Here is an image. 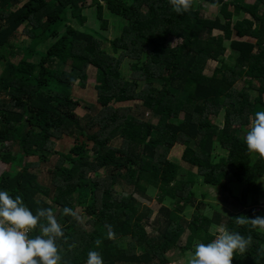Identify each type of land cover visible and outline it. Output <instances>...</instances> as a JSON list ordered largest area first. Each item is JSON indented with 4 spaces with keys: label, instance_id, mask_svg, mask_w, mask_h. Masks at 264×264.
Returning <instances> with one entry per match:
<instances>
[{
    "label": "trees",
    "instance_id": "1",
    "mask_svg": "<svg viewBox=\"0 0 264 264\" xmlns=\"http://www.w3.org/2000/svg\"><path fill=\"white\" fill-rule=\"evenodd\" d=\"M87 1L0 0V161L10 167L0 173V189L20 195L33 214L52 210L63 230L57 240L60 264H85L89 250L98 251L103 264H169L168 251H193L195 243H207L217 235L211 229L222 225L224 216L203 200L206 194L196 199V179L226 191L232 183L243 184V208L223 228L251 239L244 252L233 253L231 264H264V228L247 219L264 216L259 202L264 157L244 143L252 116L264 110V0H203L218 8L214 17L202 15L194 0L180 13L170 0ZM85 7L93 9L96 29L85 26ZM106 14L127 22L108 41L101 33ZM241 14L248 16L234 20ZM22 25L25 39L15 42ZM103 41L119 53L101 49ZM226 47L231 54L225 57ZM129 48L144 58L130 65L131 78L125 79L120 63ZM35 55L36 63L30 60ZM210 60L215 67L208 75ZM88 66L95 69L99 108L81 123L71 93ZM251 92L256 93L252 100ZM136 99L157 115L156 123L131 115L130 107L113 105ZM180 114L181 120L174 121ZM220 114L222 125L209 118ZM116 136L124 146L111 144ZM65 138L70 146L57 150ZM175 144L183 146L181 160L195 172L184 173L167 158ZM216 149L228 157H215ZM28 156L46 165L49 182L39 180L36 167L24 164ZM149 187L159 202L170 205H162L147 223L152 211L138 210L134 195L145 198ZM206 206L214 211L207 213ZM147 224L153 225L152 234ZM36 234L38 226L28 235ZM122 236L129 240L118 243Z\"/></svg>",
    "mask_w": 264,
    "mask_h": 264
},
{
    "label": "rangeland",
    "instance_id": "2",
    "mask_svg": "<svg viewBox=\"0 0 264 264\" xmlns=\"http://www.w3.org/2000/svg\"><path fill=\"white\" fill-rule=\"evenodd\" d=\"M101 2L103 0H100ZM127 3H130L131 0H126ZM253 1V0H252ZM90 1L88 0L86 3L88 4ZM194 8L200 10V13L204 16L207 17H214L215 15H219V10L216 6H211L209 4L204 3L203 0H194ZM93 9L91 7H85L82 11V13L85 15V26L86 27H90L93 29H96L98 27L97 23L98 21L94 18L93 16ZM107 15V14H106ZM247 17V14H241L239 17H235L234 20L241 18V17ZM107 25L105 27V29L103 28V30H101V33L104 37H106L107 41L108 40H112L115 37L119 36L121 33V26L126 22V20H122L121 18L118 17H113L111 15H107ZM70 23L73 25V27H75L76 29H83V27L77 23L74 20H71ZM63 28V27H61ZM18 33V39L15 42H22L24 38L22 31H23V25L19 27V29L17 30ZM21 31V32H20ZM22 34V35H21ZM214 35H220L221 32L214 30L213 31ZM23 36V38H22ZM236 38V37H234ZM244 39H246L244 37ZM107 41H103L101 43V49H103L104 51H107L108 54H111L113 56H116L119 51H111V48L108 44ZM177 42L176 39H172V43L175 44ZM50 44V40L49 42L46 41L42 46L46 47L47 45ZM228 45V41H225V46ZM43 47V48H44ZM41 48V49H43ZM45 49V48H44ZM43 49V50H44ZM71 53V50H69ZM229 54H231V50L229 47H226V52H225V57L228 56ZM123 58L121 61V66H120V71H121V76L125 77V79H129L131 78V67L130 65L132 63H134L135 61H138L139 63H141L143 61L144 56H140V54H138L137 52L129 49H126L124 51L123 54ZM33 62H38L39 57L38 56H34L33 58L30 59ZM215 67V62L210 60L208 61L205 71L204 73L206 74H211L213 68ZM2 69V65L0 64V71ZM74 71L77 69H73ZM1 73V72H0ZM86 76L81 79L79 82L78 80L74 83L73 85V90L71 93V96L73 99L78 101V106L75 108L74 113L76 116H78L80 118V122L82 123L84 121V118H82L85 114H89V115H94L98 108L99 105L96 103V92L95 89L93 87L94 85V78H95V69L92 66H88L86 72H85ZM140 86L142 84H144L143 81H139ZM243 83L240 81L237 83V87H240ZM256 95L255 92H251L250 94V99L252 100L254 98V96ZM264 96V95H263ZM86 105H88V107H86ZM114 106H126V107H130V114L134 115L136 117H139L142 120L148 121L150 123H156L157 122V115H154L150 109L145 108L143 106H141L140 104V100H130V101H126V102H116L113 103ZM182 115L180 114V116L178 117V119L174 120V121H179L181 120ZM209 118L211 119V121H213L214 123H216L217 125H222V114H220L219 116H214V115H210ZM98 126L96 125L95 128H97ZM71 144V139L69 138H65L62 141H60L59 143H57L56 149L57 150H65L67 149ZM111 144L115 147H122L125 145L123 139L120 136H116L112 139ZM235 150V149H234ZM183 151V146L181 144H175L171 150L168 153L167 158L170 159L171 161L177 163L180 167L181 170H183L182 172H186L187 169H190L191 171L195 172L196 168L195 167H190L188 164L184 163L181 160V154ZM215 157L219 156V155H225L226 157H228V152H224L221 149H216L215 150ZM38 160L39 158L36 156H28L24 158V164L26 165H30L32 168L36 167L37 169H35L38 173L39 176V180H41L42 182H49L50 181V177L46 174L47 171V167L46 165H38ZM10 167L8 164H4L0 161V173L2 171L5 170H9ZM95 175V174H93ZM99 177H102L104 175L103 171H99L98 174H96ZM92 176V175H91ZM201 177H198L197 180V184L195 185V192H196V199H201L200 197H202V194H206V196L203 198V200L207 203L210 204L211 207L214 210H217L220 214H222L223 220H222V225L218 226V227H214L213 229H211L212 233H216L219 234V230L223 228L224 226V222L226 221V219H228L229 217H232L234 215H236L243 207L240 206L239 204V195L241 192V189L243 188V184H239V183H232L230 185V191H226L223 190L221 188L218 187H211L209 185H204L201 183V180L199 181ZM259 184L262 185L263 189H264V183L262 182V180H259ZM115 188L117 190H122L123 192H130L132 191V188H129L128 186H121V185H115ZM146 197H140L137 194H135V198L137 199V208L138 210H144L145 208H149L152 211L151 217L148 219L149 223L155 216L159 215V211H160V207L162 205H170L169 204V200H165L163 202H159L157 199V195H156V190L149 187L147 192H146ZM259 202L260 205L264 207V193L263 196L260 195L259 196ZM214 210H208L207 206L205 208V211L209 214H211ZM76 211L79 213V209L77 208ZM191 209H188L185 211L184 213V217L185 219H189V214L191 213ZM82 220V222H84L86 220V216L84 214L80 213L79 216ZM153 225L151 224H147L146 226V230L152 234L153 232ZM189 233V230H186V232L182 235L181 237V242L180 244L183 245L185 242V238L186 235ZM129 240L128 236H122L119 239H117L118 243H124L126 241ZM196 244V243H195ZM195 244L193 245V247L195 246ZM192 251L187 250L185 253H181L178 249H172L170 251L167 252L166 256L168 257L170 263L169 264H187V259L188 257L191 255Z\"/></svg>",
    "mask_w": 264,
    "mask_h": 264
},
{
    "label": "clouds",
    "instance_id": "3",
    "mask_svg": "<svg viewBox=\"0 0 264 264\" xmlns=\"http://www.w3.org/2000/svg\"><path fill=\"white\" fill-rule=\"evenodd\" d=\"M173 10L180 13L189 7V0H170ZM248 151L264 157V110H257L251 118L244 137ZM70 214V209H63ZM264 228V216L247 218ZM39 234L29 236L34 228ZM63 236L61 225L51 209H37L35 214L22 202L20 195L10 196L0 189V264H60L57 240ZM251 237L238 232L219 230L207 243H196L187 264H231L233 253L244 252ZM85 264H103L96 250L87 252Z\"/></svg>",
    "mask_w": 264,
    "mask_h": 264
},
{
    "label": "crops",
    "instance_id": "4",
    "mask_svg": "<svg viewBox=\"0 0 264 264\" xmlns=\"http://www.w3.org/2000/svg\"><path fill=\"white\" fill-rule=\"evenodd\" d=\"M245 1V3H248V4H251V3H253L254 2V0L252 1V0H244ZM212 6V5H211Z\"/></svg>",
    "mask_w": 264,
    "mask_h": 264
}]
</instances>
